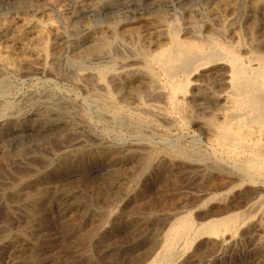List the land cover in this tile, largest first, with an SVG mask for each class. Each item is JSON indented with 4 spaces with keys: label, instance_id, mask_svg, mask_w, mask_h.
Wrapping results in <instances>:
<instances>
[{
    "label": "rangeland",
    "instance_id": "rangeland-1",
    "mask_svg": "<svg viewBox=\"0 0 264 264\" xmlns=\"http://www.w3.org/2000/svg\"><path fill=\"white\" fill-rule=\"evenodd\" d=\"M112 1L114 2L115 0ZM127 1L128 3L119 5L118 8L115 9L112 8L110 9L111 11H103L99 9V0H0V227H2V230L7 229L10 231L9 238L5 237L0 240V264H24L25 260L30 257L28 255H32V252L35 253V248L38 249L37 251L40 254V258L42 255L44 256L46 254L44 257L42 256L39 264H139L142 258L152 250L153 238L162 235L166 226L174 220L172 214L175 212V209L177 210L179 206H189L194 204V202L196 203V191L204 190L209 185L208 182L210 177L205 171H198L196 168L194 170L193 165L185 162L180 157L166 160L156 159L152 162L153 164L151 163V165H149L148 169L143 170L142 168L146 162V156H143V154H145L147 150H144V148L149 150L151 147L177 146L183 149L182 151H184V153L186 151L187 154L191 153V156L194 155L198 157L202 154L204 155L203 134L198 131L193 133L192 130L169 129L168 127L166 128L164 124L162 125V123L150 125L145 122V124L144 122L142 123L134 120L136 118L132 116L127 117L128 119L122 118L120 121L109 118L107 114L101 112L98 107L88 99L85 87H80V85L72 82L71 74L76 73L77 69L67 62V57L70 51L74 49L88 52L89 50L91 51V49H95L96 51L94 50L93 56L95 54V56H97V53H99V55L102 54V52L106 51L105 48L108 47L106 48L108 49L106 53L108 52V55L114 57L113 59H116L115 61L120 62L121 60L125 64H127V62L129 64L134 62L133 64L131 63V66H140L146 51H148V53L154 52L159 48V45L167 43L165 29L163 28L164 23L177 18L176 22H178L180 24H178L179 27L183 29V34H181L182 37H189V30L190 28L192 29L191 26H196L197 29L201 27V30L199 29L201 32H203V30H209L208 32H211L210 30L213 28L214 30L212 31L217 33L215 36L219 34L220 36L218 35L217 38H219V41H222V38L225 39L229 36V28L227 27L226 30L224 26L225 24L227 26L229 24L228 21L231 19V16H229L231 13V7L229 8L231 0H181V2L180 0H148V3L144 2L139 5L140 3L138 4L137 2L135 3L136 5L132 3L130 6L128 4L133 0ZM127 1L125 0L123 2ZM239 1V5L242 4V2L243 4H249V0ZM222 2H224L226 6ZM120 8L122 9L120 10ZM98 9L99 11H97ZM116 10L117 13H114ZM220 10H223V13ZM109 12H111L110 15ZM107 14L109 16H107ZM215 15L217 18H215ZM196 17H198L197 20ZM221 20L223 24L218 22ZM185 25H187V27ZM217 25L221 28L217 27ZM188 27L189 29L187 30ZM185 31L188 33H185ZM58 35H62L63 37L57 38ZM258 39L260 38L258 37ZM248 42L251 43V40L249 39ZM46 44L49 61H46V56L44 55L45 51H43ZM98 46H100V48ZM101 46L105 48L103 47L104 49L102 50ZM55 52L60 56L61 61L59 63L62 62L61 64L58 63V66L53 64L50 59ZM43 62L44 64L45 62L47 63V68L41 71ZM14 65H17L16 68L19 69L17 74L13 69V67L15 68ZM51 65H55L53 68H58L52 71ZM56 72L60 73V76L56 74ZM112 82L113 81H111V83L108 82V87L110 91L112 90V94L115 93L116 101L118 103L121 101L119 105L125 108H132L137 104V100L135 101L136 97L133 95L127 96V98L118 96L114 87L116 83ZM212 83L213 86L217 84L216 82ZM212 83L209 84L210 87ZM212 89L216 90L218 87L210 88L207 91H212ZM186 95L184 101L189 102L191 100L190 92ZM122 101L128 103L123 104ZM132 101L134 102L133 105H131ZM144 101L149 102L151 99L147 98ZM40 102H45V108L42 110L44 111L43 115L47 116L44 117L48 126L45 128H37L32 125L29 126V121L27 120L30 116L25 118V113L27 111L34 110L33 114L37 112L36 109L39 108L38 105ZM185 102L184 108L188 117H184V119H187V121L189 120L191 123V120H194L195 117L206 118L204 117L207 116L206 114L204 115V113H200L201 111L199 112L197 110L200 107H195L193 103ZM188 104L193 105L191 106ZM204 107L206 106L204 105ZM186 110L188 112H186ZM129 120L132 124L129 123ZM144 125H147V128ZM141 127L143 128L141 129ZM154 127L157 129L159 127V130ZM19 131L20 133H18ZM137 131L139 132L137 133ZM158 131L160 133H158ZM180 136L182 137L180 138ZM72 144L74 146L73 150L64 153L66 155L64 157L62 153L65 148ZM97 147L116 148L114 151L119 153V156L114 160L112 163L113 165L106 164L103 159L98 156L96 152ZM187 147L190 148V150ZM117 149H119V151ZM198 149L199 151H197ZM125 150L126 152H123ZM141 150H144V153L141 152ZM197 152L201 155L197 156ZM205 154L208 153L205 152ZM61 156L62 159L66 161L67 165L64 164L63 168L59 170V172H56V174L46 173L48 177L53 175V178L51 177L49 180L45 179L47 178V176H45V168L50 166L51 168L49 170L53 169L54 165L56 166V163L58 164L61 160ZM41 164L43 167L40 166ZM189 168L191 170H188ZM28 177L36 178H34V180L38 189L42 186L52 187L54 191L56 190V193L57 191L63 194L65 193L68 197L60 196L62 194L58 192L57 195H53L55 198L51 197V201L48 202L51 207V212L47 211L43 215L42 212L44 211H42L40 213L41 216L38 214L40 219L37 215L35 218L26 219L23 214L24 212L20 209L22 207L16 205L17 202L14 191H17V189H26L28 187V190L31 189L30 191L37 189L34 188V186L23 187L21 181ZM216 179L217 181H215L219 182L218 180H220V178ZM255 189H259V187L243 185L239 187V189L236 188L233 192L227 193L229 195L224 194L222 200L219 197V203L216 199L214 201L215 203H211V205L208 206L213 208L214 211H217V209L218 211H222V209L225 210L229 206L234 205L238 198L249 195V193H252ZM117 195L119 198H117ZM208 206H206L207 210L204 208V211L202 210L191 214L192 217H190L193 222L196 223V225L199 224L197 228H200V224H204L210 217L211 219L222 218V216H210V213H208ZM263 206L264 203L261 206L263 209L260 208L247 213L242 212L244 214L240 212L242 215L240 216L239 213L237 216L240 217L237 218L236 216L232 228L231 226L223 227L222 225L224 228L222 229L220 228L221 225H219L220 227L216 225L217 227L215 226V228L217 229H211L212 234L203 235L200 236L201 238L198 237V239H195L193 242L194 244L183 251V254H181L175 264H264ZM109 209H114V213L111 216L112 218L109 219L110 224L106 230H103L102 235L106 241L103 240L104 244L100 247L95 244L96 242L91 243L89 240L85 239L83 234L80 233L83 232L82 230H87V232L91 231L90 225L88 226L85 224V226H83L82 223H86L88 218L95 216L94 214L106 216L107 212L111 211ZM18 210L20 212H18ZM103 210L106 213L100 215L104 212ZM206 217L207 219H205ZM133 219L134 221H131ZM204 219L205 221H203ZM28 220L31 227L27 225ZM22 225L25 228H23ZM77 225H79L78 227L81 230L78 227V230H76ZM59 227H61V229ZM234 228L235 230H233ZM1 229L0 237H2ZM18 229H26V234L29 233V229L34 230L30 231L32 235L27 234L26 237L21 234L17 235ZM76 231L80 232L76 233ZM11 233H13V235ZM36 236L37 239H41L37 241V244L40 243L41 247L39 245L35 247L32 243L35 241ZM79 236H81V238ZM25 239L27 241H25ZM41 243H43L44 246L43 244L41 245ZM83 243H85V245H83ZM45 245L47 247H45ZM216 246L218 248H216ZM32 247H34V249H32ZM41 249L46 250L43 252ZM146 249L149 252L147 251L146 253ZM27 256L28 258H26ZM44 259H46V261ZM100 260L106 261L103 263V261L101 262Z\"/></svg>",
    "mask_w": 264,
    "mask_h": 264
},
{
    "label": "bare ground",
    "instance_id": "bare-ground-1",
    "mask_svg": "<svg viewBox=\"0 0 264 264\" xmlns=\"http://www.w3.org/2000/svg\"><path fill=\"white\" fill-rule=\"evenodd\" d=\"M123 1H125V0H115L114 2L112 0H99V2H100L99 9L103 10V11H111L110 9H112V8L115 9V8H118L119 5L128 3L127 0H126L127 2H123ZM147 1L148 0H133L128 5L130 6V4H132V3L135 4L137 2H138V4L140 3L139 5H141L142 3L147 2ZM238 1L239 0H231L230 1L229 8L231 7V13L229 12L230 13L229 16H231V19L229 20L230 22L228 21L229 24L227 23L228 24L227 26L224 23L225 24L224 27H226V30H227V27L229 28L228 29V32H229L228 38L224 37L226 40L222 38V41L221 40L219 41V38H217V36L219 34L217 36H215L217 33L215 31H212V30H214L212 27H211L212 30H210L211 32H208L209 30L208 31L206 30L207 31V33H206V31L203 30V32L205 33L204 34L203 32L200 31L201 27L197 29L196 26H191L192 29L190 28L191 31L189 30V34H190V35L188 34L189 37L183 36L184 37L183 38L181 35V34H183V32H182L183 29L180 28L179 27L180 24L178 22H176V20L178 19L177 18V19H171V20L164 23L163 28L165 29L166 40H167V41L166 40L165 41L167 43L164 45L163 44L159 45V48L154 52L148 53V51H146V53L143 56V61L141 62L140 66L139 65L138 66H133V65L131 66L132 62L130 64L127 62V64H125L121 60H120V62L115 61L116 59H113L114 57H111L110 55H108L107 54L108 52L106 53V51L108 50L106 48H108V47L105 48L104 46L103 47L105 48L106 51L102 52V54H100V55H99V53H97L98 54L97 56H95L96 54L93 56V53L96 51L95 49H91V51L89 50V52L88 51H79L80 49L79 50L74 49V50L70 51V54L67 57V62L70 63L74 68L77 69L76 73L71 74L72 75L71 76L72 82L74 84L80 85V87H85L87 90L88 99L91 100L98 107V109L101 112H104L105 114H107L109 116V118H111L113 120L120 121V120H122V118L126 119L127 117L132 116V117L136 118L134 120L140 121L142 123L147 122L150 125L154 124V123H158V124L162 123V125L164 124L165 127L166 128L168 127L169 129L175 128V129H179V130H192L193 133L195 131H198L204 135V144H203L204 155L203 154L201 155L200 153L197 152L198 153L197 156L201 155L198 157H195L194 155L191 156L190 155L191 153L187 154L186 153L187 151L184 153V151H182L183 149H181L180 147H177V146L151 147L149 150L144 148V150H147L145 154H143L144 150H141V152H143L142 153L143 156L144 155L146 156V162L144 164V167L142 166L143 170L148 169L149 165H151V163L156 159L166 160V159H174L176 157H180L185 162L193 165L194 170L196 168V169H198V171L199 170L205 171L207 173V175L210 177L209 178L210 180L208 182L209 185L206 189L203 188L204 190L196 191V193H195L196 197H197L196 203L194 202V204L189 205V206H179L177 208V210L175 209V212L172 214V216H174L173 217L174 220L171 221V223L166 226L162 235H159L158 237L153 238L154 241L152 242L153 243L152 244L153 245L152 250L150 251L149 254L145 255L142 258V260L140 261L139 264H175V263H177L176 261L179 259L181 254H183V251L187 250L188 248H190V246L192 244H194L193 242L195 241V239H198V237L203 236V235L205 236L207 234H212L211 229H214L216 225H218V227H220L219 225H221L220 228H222V229H224L223 227H225V226H227V227L231 226V228H232V225L234 226L233 223H235L236 216L240 212L241 213L242 212L247 213L250 211H254L256 209H260V208H262L261 206L264 203V0H249L248 1L249 4H245V3L243 4V2H242L243 5L242 4L239 5L240 1L239 2ZM180 2H181V0H180ZM222 3H224V2H222ZM135 5H134V8H135ZM224 5H225V3H224ZM171 6H172V4H171ZM146 8H149V7H146ZM99 9L97 11H99ZM121 9L122 8H120V10ZM123 10H126V9H123ZM112 11H115V10H112ZM144 11H146V10H144ZM130 12H132V11H130ZM221 12L223 13V10ZM110 13L111 12H109V15H110ZM114 13H117V10ZM109 15L107 14V16H109ZM216 15H215V18H217ZM81 16H83V15H81ZM218 16H220V15H218ZM221 17H220V19H221ZM173 18H174V16H173ZM197 18L198 17H196V20H197ZM164 19H163V21H164ZM211 19H212V17H211ZM166 20H168V19H166ZM213 21H214V19H213ZM194 22H196V21H194ZM218 22L221 23L222 20L218 21ZM52 23H53V21H52ZM187 24H189V23H187ZM190 24H193V23H190ZM205 24H204V26H205ZM221 24H223V23H221ZM219 25H217V27L221 26V25L220 26ZM43 26H45V25H43ZM185 26L187 27V25H185ZM213 26H214V24H213ZM215 27H216V23H215ZM188 29H189V27L187 28V30ZM42 30H44V29H42ZM226 30H225V33H226ZM222 32H223V29H222ZM185 33H188V32L185 31ZM156 34H159V33H156ZM62 37H63L62 35L57 36V38H62ZM258 37L260 39H258ZM249 39L251 40V43L248 42ZM36 40H37V38H36ZM46 40H45V42H46ZM138 41H140V40H138ZM141 43H142V41H141ZM98 47L100 48V46H98ZM103 47H102V50L104 49ZM40 48H41V45H40ZM64 48H65V46H64ZM133 48H135V47H133ZM42 49H43V47H42ZM84 49H85V47H84ZM43 51H45L44 55L46 56V61H47L48 60L47 44L45 45V48L43 49ZM99 51H101V50H99ZM56 53L57 52H55V54H53V57L50 55L51 56L50 59L52 60L53 64H56V66H58L57 64L61 61V59H60L59 54H56ZM103 53H105V54H103ZM136 60H138V59H136ZM118 62L120 63V66H119ZM61 63H59V64H61ZM43 64H44V62L42 63L41 71H42V69L46 70V68H47L46 67L47 63L45 62V64L44 65ZM135 64H137V63H135ZM40 65H41V63H40ZM16 66H15V68L13 67V69H14V71H16V74H17L19 69L16 68ZM53 66H55V65H53ZM53 66L51 68L52 71H53V69L58 68V67L53 68ZM49 73H51V72H49ZM54 73H55V71H54ZM56 74H59V76H60V73L56 72ZM109 80L116 83V84L114 83L115 84L114 87H115V92L118 96H123V97L127 98V96L133 95L136 97L135 101L137 100L136 101L137 104L135 106H133L132 108H128L126 105V107L128 109L119 105V103H121V101H119V103H118L116 101L117 99L114 95L115 93L112 94L111 93L112 90L111 91L109 90L108 82L111 83V81H109ZM69 81H70V79H69ZM210 82L211 83L216 82L217 84H216V86H213V83H212L213 87L212 86L210 87L209 86V84H211ZM214 87H216V88L218 87V89H216V90L212 89V91H209V92L207 91L210 88H214ZM189 92L191 95L190 96L191 100L189 102H187V101L186 102L187 103H193L195 107H200L197 110L199 112L201 111L200 113H204V115L206 114L207 116H204L206 118H198V117L194 116L195 119L191 120V123L189 120L187 121V119H184V117H186V118L188 117L187 114L185 113L184 97ZM147 98H150L151 101H149V102L144 101ZM25 99H27V98H25ZM48 100H49V98H48ZM133 101H134V99H133ZM133 101H132L131 105H133V103H134ZM126 103H128V102H123V104H126ZM56 105H57V103H56ZM188 105H191V104H188ZM204 105L206 107H204ZM38 106H39V108L36 109L37 112H35V114H33L34 110L33 111H27L25 113V118L30 116L29 119L27 120V121H29L28 125L29 126L32 125V126L37 127V128L48 127L46 124V120L44 118L47 116H44L43 115L44 111H42L43 108H45V102H40V104ZM129 106H130V104H129ZM50 109H51V107H50ZM48 110H47V112H48ZM51 112H53V111H51ZM186 112H188V111L186 110ZM198 115H199V113H198ZM201 116H203V115H201ZM132 122H135V121H132ZM6 123H8V122H6ZM57 123H58V121H57ZM129 123H131L130 120H129ZM188 123H190L191 125ZM51 125H52V123H51ZM142 128L143 127H141V129ZM155 129H157V128H155ZM3 130H4V128H3ZM157 130H159V127ZM148 131H150V130H148ZM138 132L139 131H137V133ZM18 133H20V131ZM158 133H160V132L158 131ZM154 134H155V132H154ZM77 137H80V136H77ZM181 137L182 136H180V138ZM164 140H167V139H164ZM176 142H177V140H176ZM189 142H192V141H189ZM196 145H197V143H196ZM199 145H201V144H199ZM194 146H195V144H194ZM73 148H74L73 144L67 146L65 148V150H67V151L64 150V152L62 154L73 150ZM96 149H97L96 152H97L98 156L101 157V159H103V161L106 164H112L114 162V160L119 156V153L114 151V149H116V148L112 149V147L111 148H109V147L108 148L97 147ZM188 149L190 150V148H188ZM117 150L119 151V149H117ZM197 151H199V149ZM123 152H126V150ZM205 152L208 154H205ZM72 154H73V152H72ZM65 156L66 155L64 154V157ZM43 164H45V163H43ZM64 164L67 165L66 161L64 159H62V156H61V160L59 161V163L58 164L56 163V166L54 165V167L52 166L53 169L49 170L51 168L50 166H47L46 168L44 167L45 168V176H47L46 173L47 174H49V173H51V174L55 173L56 174V172H59V170H61L63 168ZM49 165H51V164H49ZM40 166H42V164ZM123 166H124V164H123ZM38 168H39V166H38ZM188 170H191V169L189 168ZM33 171H35V170H33ZM45 176H44V178H45ZM51 177L47 176V178H45V179L49 180ZM34 178H31V177L25 178L21 181V184L23 185V187H26V186H32L33 187L34 186V188H37V189H34V190L32 189L33 191H30L31 189L28 190L29 187L26 188L27 190L25 188H23L22 190L17 189V191H14L15 195L13 194L16 198V202H17L16 205L17 206L20 205L22 207L20 209L24 212L23 214H24V217L26 219L27 218L32 219L33 217L35 218V216L36 215L38 216V214L41 216L40 213L42 211H44V212H42L43 215L47 211L49 212L51 207H50V204L48 202L51 201V199H52L51 197L55 198L54 196L57 195L59 192V191H57V193H56V190L55 191L53 190L54 188L48 187V186H44V187L42 186L40 189H38ZM216 178H220V180H218L219 182H216L217 181ZM42 180H44V179H42ZM113 182H115V181H113ZM243 185H251L254 187H259V189L253 190L252 193L250 192L249 195H247V196H243V197L238 198L237 202L235 201L236 203L233 202L234 205H231V206L228 205L229 207L227 206L228 208H226L225 210L222 209V211H218V209H217V211H214L213 208H210L208 206V205H211V203H215L214 201L216 199H217L216 201H218V203H219V200L220 199L222 200V196H224V194H227L231 191L233 192V190H235L236 188L239 189V187H242ZM10 186H12V185H10ZM118 187H120V186H118ZM13 189H14V187H13ZM242 190H243V188H242ZM59 194H62L60 196L68 197V195L65 193L63 194V193L59 192ZM227 195H229V194H227ZM120 196H124V195H120ZM8 197H10V196H8ZM57 197H59V196H57ZM219 197H220V199H219ZM117 198H119L118 195H117ZM87 201H88V199H87ZM106 206H107V204H106ZM206 206H208V213H210V216H215V217L216 216H219V217L222 216V218L221 219L220 218L211 219V217H210V219H208L204 224H202V223L200 224L201 225L200 228L199 227L197 228V225H199V224L196 225V223L193 222V220L191 219V217H192L191 214L194 212H196V213L200 212L204 208L206 209ZM109 210H111V209H109ZM113 210L114 209H112L111 211H108L106 216H99V215L94 214L95 216L88 218L86 223L85 222L82 223L83 226H85V224L88 226L90 225L91 231L87 232V230H85L86 231L85 232L84 230H82L83 232L76 231V233H78V232L82 233L85 239L89 240L91 243L96 242L95 243L96 245L102 247V244H104V242H103L104 237H103L102 233H103V230L104 229L106 230V228L110 224L109 219L112 218L111 216L114 213ZM257 211H259V210H257ZM18 212H20V211L18 210ZM105 213L106 212L104 211L100 215H103ZM241 213H240V216L242 214H244V213H242V214ZM12 214H13V212H12ZM196 216H198V215H196ZM131 217H132V215H131ZM239 217L237 216V218H239ZM38 218H39V216H38ZM242 218H244V217H242ZM205 219H207V217ZM205 219L203 221H205ZM35 220H37V219H35ZM138 220H139V218H138ZM131 221H134V219ZM31 222H33V221H31ZM29 223L30 222L28 220V224H27L28 226H30ZM17 224H19V223H17ZM23 224H24V222H23ZM222 225H223V227H222ZM54 226H56V225H54ZM62 226H63V224H62ZM64 226H65V224H64ZM78 226L79 225L76 226V230H78V228H79ZM22 227L25 228L23 225H22ZM1 228L2 227H0V229ZM59 228L61 229V227H59ZM235 228L233 230H235ZM26 229H27V227H26ZM74 229H75V226H74ZM83 229H84V227H83ZM215 229H217V228H215ZM226 229H228V228H226ZM25 230H23V229L19 230L17 232V235L21 234V235L26 236L27 234H30L31 230H34V229H31V230L29 229V233H27V234L25 233V232H27ZM228 230H230V229H228ZM1 233H2V237H0V240H1V238L2 239L5 237L9 238V236H10V231L7 229H3V230L1 229ZM104 233H105V231H104ZM11 234L13 235V233H11ZM30 235H32V233ZM76 235H78V234H76ZM152 235H154V234H152ZM54 236H56V235H54ZM79 237L81 238V236H79ZM48 238H49V236H48ZM39 239H37V236H36L35 241L32 242L35 247H36V245L40 246V243L37 244L38 243L37 241ZM85 239H82V240H85ZM75 240H76V238H75ZM87 240H86V242H87ZM209 240H211V239H209ZM25 241H27V240L25 239ZM80 241H81V239H80ZM104 241H106V239ZM43 242H44V240H43ZM45 243H47V242H45ZM91 243H89V244H91ZM42 244L43 243H41V245ZM205 244H206V242H205ZM83 245H85V243H83ZM43 246H44V244H43ZM45 247H47V246L45 245ZM149 248H151V247H149ZM216 248H218V247L216 246ZM32 249H34V247H32ZM32 249H30V250H32ZM37 250L38 249L35 248V250H34L35 253L34 252H32L33 254L29 253L32 255H28L30 257L28 258V256H27L26 257V258H28L27 260L24 259L25 260L24 264H39L40 263V259L42 258L43 255L41 254L42 256L40 258L39 257L40 254ZM45 250H42V251L44 252ZM147 251L148 250L146 249V253H147ZM214 253H215V251H214ZM66 254H67V252H66ZM95 254H94V256H95ZM210 255H211V253H210ZM90 258H92V257H90ZM46 259H44V260L46 261ZM131 260H133V259H131ZM100 261L102 262L103 260H100ZM105 261H103V263ZM92 262H93V260H92Z\"/></svg>",
    "mask_w": 264,
    "mask_h": 264
}]
</instances>
